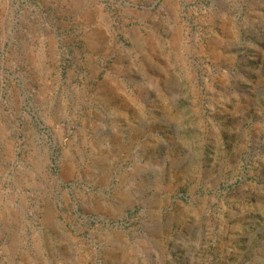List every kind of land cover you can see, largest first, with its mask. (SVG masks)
I'll use <instances>...</instances> for the list:
<instances>
[{
  "label": "rangeland",
  "instance_id": "rangeland-1",
  "mask_svg": "<svg viewBox=\"0 0 264 264\" xmlns=\"http://www.w3.org/2000/svg\"><path fill=\"white\" fill-rule=\"evenodd\" d=\"M0 264H264V0H0Z\"/></svg>",
  "mask_w": 264,
  "mask_h": 264
}]
</instances>
